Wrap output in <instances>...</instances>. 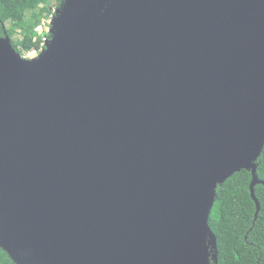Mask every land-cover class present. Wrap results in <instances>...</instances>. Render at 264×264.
<instances>
[{"label": "water", "instance_id": "water-1", "mask_svg": "<svg viewBox=\"0 0 264 264\" xmlns=\"http://www.w3.org/2000/svg\"><path fill=\"white\" fill-rule=\"evenodd\" d=\"M50 35L0 38V248L211 264L216 187L251 171L260 211L264 0H64Z\"/></svg>", "mask_w": 264, "mask_h": 264}, {"label": "trees", "instance_id": "trees-1", "mask_svg": "<svg viewBox=\"0 0 264 264\" xmlns=\"http://www.w3.org/2000/svg\"><path fill=\"white\" fill-rule=\"evenodd\" d=\"M63 1L0 0V38L9 36L21 56L45 49L43 43L51 35L40 34L37 28L52 13L51 5L59 8ZM16 34L20 39L14 41ZM256 164V174L264 182V150ZM252 180L251 171L244 169L216 187L209 228L217 239V249L209 240L211 264H264V185L255 187L260 204L256 219L257 206L250 189ZM0 264H15L1 248Z\"/></svg>", "mask_w": 264, "mask_h": 264}, {"label": "rangeland", "instance_id": "rangeland-1", "mask_svg": "<svg viewBox=\"0 0 264 264\" xmlns=\"http://www.w3.org/2000/svg\"><path fill=\"white\" fill-rule=\"evenodd\" d=\"M51 9H52V13L47 17V18H44L42 23H41V26L37 28L38 32L39 33H49L51 32V29H52V23L54 21V18L56 17V13H57V10H58V7H56L55 5H51ZM9 26V25H8ZM18 39H20V35L19 34H16L15 37H14V41H17ZM49 39H46L43 43V48H45L47 42H48ZM44 51V49H42L41 53ZM40 55V53L37 55L35 54V52H31L29 54H26L25 56H22V58H25V59H35L37 58L38 56Z\"/></svg>", "mask_w": 264, "mask_h": 264}, {"label": "built area", "instance_id": "built-area-1", "mask_svg": "<svg viewBox=\"0 0 264 264\" xmlns=\"http://www.w3.org/2000/svg\"><path fill=\"white\" fill-rule=\"evenodd\" d=\"M40 34H41V33H40ZM45 40H46V39H45ZM41 51H42V49H41L39 52L36 51L35 54L38 55L39 53H41Z\"/></svg>", "mask_w": 264, "mask_h": 264}]
</instances>
